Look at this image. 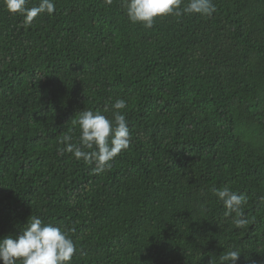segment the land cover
Returning a JSON list of instances; mask_svg holds the SVG:
<instances>
[{
    "label": "trees",
    "instance_id": "16d2710c",
    "mask_svg": "<svg viewBox=\"0 0 264 264\" xmlns=\"http://www.w3.org/2000/svg\"><path fill=\"white\" fill-rule=\"evenodd\" d=\"M213 3L145 28L122 0H55L31 25L0 0V237L35 215L68 231L70 264H264V0ZM116 99L130 143L94 174L58 140Z\"/></svg>",
    "mask_w": 264,
    "mask_h": 264
},
{
    "label": "clouds",
    "instance_id": "9594fccd",
    "mask_svg": "<svg viewBox=\"0 0 264 264\" xmlns=\"http://www.w3.org/2000/svg\"><path fill=\"white\" fill-rule=\"evenodd\" d=\"M127 18L132 23L142 24L152 28L157 17L175 14L212 15L216 11L213 0H122ZM28 0H4L8 11L21 14L24 23L31 25L33 20L44 13L55 11V0H38L27 7ZM111 5L113 0H104ZM111 107L112 118L109 119L99 111L91 109L80 111L78 117L72 120L74 128L79 129V142H73L71 134L62 135L58 144L64 145L59 151L72 153L77 160L95 167L94 174H99L110 167L112 161L120 152L127 149L130 143V132L125 112L127 109L124 99H116ZM212 191L222 202L225 216H232L233 224L243 228L247 220L243 218L242 208L247 204V197L228 187L213 188ZM74 231V229H73ZM77 249L68 231L50 223H45L39 216L27 218L25 226L14 235L0 237V264H70ZM241 250L230 248L219 256L218 262L208 261V264H236Z\"/></svg>",
    "mask_w": 264,
    "mask_h": 264
}]
</instances>
